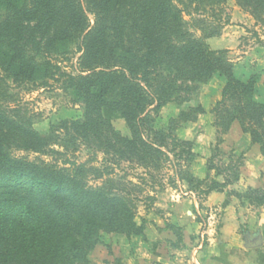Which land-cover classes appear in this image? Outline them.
<instances>
[{
	"label": "rangeland",
	"instance_id": "1",
	"mask_svg": "<svg viewBox=\"0 0 264 264\" xmlns=\"http://www.w3.org/2000/svg\"><path fill=\"white\" fill-rule=\"evenodd\" d=\"M48 2L52 7L49 18L44 16ZM77 2L90 30L95 27V19L101 9L100 0H17L16 6L12 4L14 7L9 15L0 5V140H3L0 151L25 165L28 163V166L46 165L47 170L51 167L73 168L72 174L81 179L78 183L81 186L105 187L113 194L123 190L121 196L131 201L134 223L144 228L143 233L126 238L109 230H99V242L89 254V264H201V261L203 264H264V221L260 222L264 205L255 202L257 199L264 201L263 192L252 194L247 191V200L241 204L230 195L231 190L215 194L212 198L209 196L212 194L206 198L199 194L205 186L194 193L189 191V172L196 180L210 179L212 174L206 172V166L216 153L215 147L218 145L219 151L224 149L227 153L233 147L230 143L232 138L222 140V135L213 127V116L209 113L211 107L196 122L184 123L186 119L195 117L194 112L201 103L206 106L214 103L217 85L212 84L207 89L201 87L199 94L184 95L179 102L166 104L158 114L150 113L144 120L145 140L155 139V132L168 134V129L175 128L177 123L179 128L175 135L183 141H192L190 148L184 147L188 155L179 159L175 156L179 148L172 152L169 140L159 144L161 137L155 143L164 156L149 150L142 153L138 140L141 118L138 122L131 117L136 112L133 104L129 106L130 110L121 113L112 107L119 94L115 83L105 79L78 82L73 89L64 90L63 78L57 82L58 76L50 77L52 64L72 76L88 74L82 73L83 52L77 49L78 45H83L88 31L77 39L52 35L63 24L68 5H76ZM171 3L180 11L185 29L195 39L218 36L222 41L213 46L227 49L230 64L240 63L245 73L254 70L251 76H257L256 71L264 70V6L261 1L220 0L214 4L209 0H171ZM139 4L136 2L135 6ZM43 20L56 25L49 27L50 24H44L38 35L35 30V41L40 42L38 48L29 36L31 28ZM17 27H23L21 36L11 33V29ZM114 37L113 30H100L97 40L106 38L112 44L117 39ZM122 38L129 45L133 39L136 41L137 36L125 33ZM133 89L136 90L135 87ZM131 98L137 99V96L131 95ZM95 99H99L102 105H108L99 114L105 124L101 127L103 133L94 125L96 119L100 121L96 114L98 110H92L93 121L86 119L87 106L96 102ZM120 114L130 119V126ZM72 122H77L79 127L72 126ZM109 126L137 147L131 150L134 153L131 157L121 155L122 149L116 144L114 148H108L107 143H113L104 138ZM107 148L108 154H104ZM138 150L142 155L135 154ZM217 154L212 162L222 168L232 166L233 169L242 158L224 156L222 152ZM141 156L144 158L142 162ZM66 160L75 163V167L65 164ZM105 169L111 172L109 176L102 175ZM255 170L246 173L247 177L261 184L264 170ZM227 175L231 178L232 172ZM181 177L187 180H181ZM5 179L0 178V209L3 207V195L10 187L9 180ZM236 187L239 189L241 186L238 184ZM250 200L253 204L249 203ZM7 213L15 215L11 211ZM220 215H243L244 220L247 217L258 221L252 232L257 233L255 239L260 241L261 237L263 245L251 248L252 252L218 248L221 235L216 226ZM182 227L187 229L186 235H181ZM245 227L247 224H239L236 231L241 238L247 231ZM182 236L186 239L185 244ZM224 253L228 254L227 258H224ZM213 257L216 259H211Z\"/></svg>",
	"mask_w": 264,
	"mask_h": 264
},
{
	"label": "trees",
	"instance_id": "2",
	"mask_svg": "<svg viewBox=\"0 0 264 264\" xmlns=\"http://www.w3.org/2000/svg\"><path fill=\"white\" fill-rule=\"evenodd\" d=\"M209 1L215 2L214 4L220 2ZM258 1L264 6V0ZM136 2L140 3L139 6H135ZM16 3L17 0H0L1 7L8 15L14 7L12 4ZM99 3L101 9L96 16L95 27L88 30L89 22L77 2L76 5H68L63 24L52 32L55 38L67 39L71 36L77 39L88 31L83 38V45L77 47L78 51L83 52L81 66L84 70L82 73H88L86 76L69 75L56 64L49 67L52 70L50 77L58 76L57 82L64 79V90L73 89L78 82L105 79L115 83L119 94L112 107L121 113L130 110L129 106L133 104L136 112L131 117L138 122L141 118V131L138 135L141 152L149 150L163 155L157 150L159 147L155 143L161 137L159 144L169 140L171 151L179 148L175 156L182 159L183 155L189 154L187 149L191 147V142L177 138L175 132L179 128L178 124L176 123L175 128H169L168 134L155 132V139L145 140L144 120L150 113L158 114L166 104L179 102L184 95H195L197 92L199 94L201 87L207 85L212 76L218 73L225 79V85L221 90L220 100L210 112L213 116V127L221 136L233 122H238L242 132L253 143L260 145L263 152L264 104L253 101V89L259 76H251L245 83L236 80L233 77L232 64L227 60L228 51H213L206 44V40L214 35H207L202 40L195 39L185 29L180 11L173 7L171 0H100ZM51 9L48 2L45 17L52 15ZM47 20L39 22L34 29L31 28L32 34L29 37L38 48L40 42L35 41L34 32L37 31L38 35L44 24H50L49 27L56 25ZM11 30L13 35L15 32L21 36L23 27ZM100 30H113L114 39H117L112 44L106 38L97 40ZM125 33L136 35V41L133 39L127 45L122 38ZM131 95H136L137 99L131 98ZM95 101L87 106L88 122L95 118L92 110H98L96 114L100 119L101 109L108 107L100 104L99 99ZM194 113L195 117L186 119L184 123L195 122L198 115L203 114L200 105ZM120 116L130 126V119L126 115ZM71 125L79 127L77 122H72ZM94 125L103 133L101 127H105V124L101 119H96ZM104 135L107 136L104 137L106 141H113L110 145L107 143L108 148H114L113 145L116 144L122 149L121 155L131 157L134 154L131 150L137 149L134 143L120 137L111 126ZM34 137L39 139L36 135ZM33 142L37 143L35 139ZM2 143L3 140L0 144ZM108 148L104 154H108ZM139 151L135 154L142 155ZM215 152L206 166L207 172L215 173L214 179L207 177L196 180L190 172L188 180L185 179L192 193L205 186L199 191L203 198L211 193L224 192L236 178L234 167L222 168L212 162L218 156L217 153H220L218 145ZM143 160L141 156V162ZM64 163L71 167L76 165L67 160ZM0 164V178L8 179L10 186L3 195V207L0 209V264H89V254L99 242V230H109L126 238L143 233L144 228L134 223L131 201L121 196L124 194L123 190L113 194L105 187L91 188L83 184L79 186L81 179L72 174L73 168L51 167L52 169L47 170L46 165L28 166V163L25 165L17 159L9 158L3 151H0ZM230 172L231 178L227 175ZM110 174L105 169L102 175ZM218 177L223 179L222 182L216 180ZM181 180H184L183 177ZM247 191L255 194L258 190ZM245 193L231 191L230 195L244 204L243 200H247ZM255 202L264 205L262 199ZM249 203L253 204V201L250 200ZM8 211L15 215L8 214Z\"/></svg>",
	"mask_w": 264,
	"mask_h": 264
},
{
	"label": "crops",
	"instance_id": "3",
	"mask_svg": "<svg viewBox=\"0 0 264 264\" xmlns=\"http://www.w3.org/2000/svg\"><path fill=\"white\" fill-rule=\"evenodd\" d=\"M221 41L222 40H219L217 36V37L208 38L206 40V44L209 47V49L213 51L227 50L225 49V47H214L213 46L215 45V43H218ZM240 66H241L240 63L232 65L233 77L236 80L245 83L249 80L254 70H251L245 73L244 70L240 68ZM256 72H257L256 74H258L259 76V80L255 84L254 89H253V101L257 104H264V70H260L259 72L258 71ZM212 84L217 85V92H215V94L217 93V95H216L215 101L210 106H206L204 103H201L200 107L203 110V114L198 115V117L204 115L205 112L208 111V109L211 107L209 111L210 113L212 108L215 106L216 102L220 100L221 90L223 86L225 85V79L223 78V76H221L218 73L214 74L210 82L203 87L207 89ZM198 117L196 121L198 120ZM177 138L180 139L178 136ZM227 138H232L230 143L231 145H233V147L228 151L229 153L224 151V149H220V152H222L224 156L227 154V156H239L242 158L241 160H239V163L236 166H234V171L236 173L235 180H233L232 184L229 185L225 189V191L231 190L238 194H243L248 189H251V190H258L264 193V183H263L264 181L261 182L260 184L258 183L257 180L254 181L251 178L249 179V177H247L249 175L246 174V173L249 174L251 170L253 171L255 169L256 170L254 172H257V170H264V155L261 151V146L253 143L250 137L247 134L242 132L241 127L238 122H233L230 125L228 131L224 135H222V140H226ZM180 140L183 141V139H180ZM226 141H229V139H227ZM187 142L192 143V141H187ZM227 159H229V157H227ZM209 174H212L211 178L213 179L215 178V173L213 171L210 172ZM216 180L219 182H222L223 179L221 177H218L216 178ZM238 184L241 187L239 189H236L237 188L236 185ZM230 187H233V188L229 189ZM225 191L222 193H211L212 195H209V196H211L210 198H212L213 195L223 194L225 193ZM237 202L239 203L238 200ZM263 221H264V215H261L260 222H263ZM256 223H258V221H255L251 218L245 217V220H244L243 215H220L217 221V226H216V229L220 233L219 235H221V239H219L220 241H218V248L220 249H224V247L231 248V249L237 248V249L242 250L243 252H252L251 250L253 249H251L250 247H247V241H252L255 239V236L257 235V233H253L252 230L256 229V226H255ZM239 224H247V227H245L247 231L244 232V235L242 236V238L236 232L237 229L239 228ZM181 233H182L181 235H186L188 233L187 229L183 228L181 230ZM182 238H183V244H185L186 239L183 236ZM261 245H263V242L260 237V246ZM223 256L224 258H227L228 254L226 255L224 253ZM211 259L214 260L216 258L213 257ZM229 259L233 260L235 258L230 257ZM240 263L242 264L244 262H239V264ZM247 263L248 262H245V264ZM201 264H203V261H201ZM248 264H251V263H248Z\"/></svg>",
	"mask_w": 264,
	"mask_h": 264
},
{
	"label": "water",
	"instance_id": "4",
	"mask_svg": "<svg viewBox=\"0 0 264 264\" xmlns=\"http://www.w3.org/2000/svg\"><path fill=\"white\" fill-rule=\"evenodd\" d=\"M260 244V241L255 239L252 241H247V247L254 248L257 247Z\"/></svg>",
	"mask_w": 264,
	"mask_h": 264
}]
</instances>
